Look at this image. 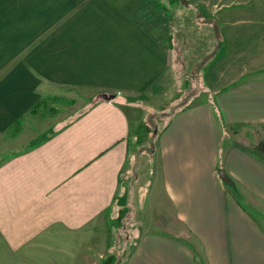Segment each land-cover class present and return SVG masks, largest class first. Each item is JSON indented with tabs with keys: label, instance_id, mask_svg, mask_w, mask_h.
Instances as JSON below:
<instances>
[{
	"label": "crops",
	"instance_id": "crops-1",
	"mask_svg": "<svg viewBox=\"0 0 264 264\" xmlns=\"http://www.w3.org/2000/svg\"><path fill=\"white\" fill-rule=\"evenodd\" d=\"M155 2L0 0V128L42 115L30 110L45 97L84 104L53 114L41 146L28 130L26 150L0 170V264H93L83 234L106 213L127 216L117 248L124 235L128 251L108 257L118 264H264V158L250 128L264 135V0H180L178 16L144 17ZM184 23L208 24L211 64L229 76L214 101L197 95L151 139L145 106L168 89ZM248 44L258 57L238 67Z\"/></svg>",
	"mask_w": 264,
	"mask_h": 264
},
{
	"label": "rangeland",
	"instance_id": "rangeland-1",
	"mask_svg": "<svg viewBox=\"0 0 264 264\" xmlns=\"http://www.w3.org/2000/svg\"><path fill=\"white\" fill-rule=\"evenodd\" d=\"M180 1V0H179ZM157 3V4H156ZM151 4V3H150ZM149 4V5H150ZM156 5L161 7V10H157L158 12H155L145 8L143 11V16H158L160 15H169L172 14L173 16H178L177 14H181V6L178 4L177 0L171 3V0H156ZM164 5V6H163ZM170 5V6H169ZM178 9H180L178 11ZM178 11V13H177ZM196 10H189V14H187L188 21L193 20L194 17H196ZM196 15V16H195ZM207 21V20H206ZM207 23V22H206ZM152 21H148L143 25L147 30L149 27H157ZM206 26V29H205ZM182 28L176 27L177 32L183 33V38L179 37L175 42L173 41V48H176V51H178V54H182V58L180 61V58L176 56V51L173 50V72L168 77H164L163 80L167 81L168 83V89L166 93L162 91V93L158 92L157 97L149 99L147 104L145 106L146 110V119L144 120L143 124L141 123V129L143 131L149 132V135L151 134V139L154 137L153 130H159L161 129L166 123L167 118L173 113L175 109L182 105H186L187 103L191 102L194 97L199 95V99L201 101L207 102L210 98H212V101L215 100V97L218 95L216 92H213V88L219 89L223 83H225L228 79L229 73L228 72H221L218 68L214 67L211 64L213 59L211 58L213 52V46H212V34L209 32H212V29L209 27L208 24L206 25H193L189 26V24L184 23L181 25ZM226 28H232V26H226ZM233 28H240V27H233ZM173 33V31H171ZM176 34V33H174ZM227 45L228 43H224ZM182 46V47H181ZM250 44L247 45V49L244 51V55L247 57H244V59L241 61V63L238 65H250L251 63H254L255 60L258 57V52L254 53V48H252ZM229 48H226L225 50H222L220 53L217 52L220 57L224 51L228 52ZM182 52V53H180ZM212 60H211V59ZM210 59V60H209ZM208 81L209 79H220V81L215 82L216 84H210V82L206 83L205 81ZM238 77L242 76L237 74ZM245 77V76H244ZM213 83V82H212ZM205 86V87H204ZM93 93H96L93 91ZM78 97H86L85 94H82L78 92ZM77 95L75 100L77 99ZM84 95V96H83ZM65 101L61 102H48V109H43V114L38 116H32L28 115L25 119L21 120L16 123V125H13L14 122H9L6 126L12 124L7 129L3 130L4 128H0V170L4 168L5 164L9 162L12 157H14L16 154H20L23 151L26 150L29 144H23L26 143L27 140V134L28 130H40L39 133L36 134L34 137V140L30 143H37V146L43 145L44 142L47 141L48 136L54 135V131L52 130L53 122L55 121V115L57 112L60 114V116H64L66 114H69L71 111H74L75 109L79 110L83 108L84 104H73L71 100L67 99V102ZM0 107H5L0 105ZM49 107H55L57 109L56 114L52 116V114L49 112ZM80 111V110H79ZM3 118L0 116V121ZM145 126V127H144ZM120 129L123 128V126L120 124ZM253 132V135L255 134L258 138V140L264 135L261 133L260 128L263 127H250ZM120 131V130H119ZM11 133H17L14 136H11ZM47 138V139H46ZM45 139V140H44ZM127 138L125 139V141ZM257 140V141H258ZM255 144V143H254ZM253 144V145H254ZM137 150H135L136 152ZM133 155V154H132ZM143 161H148V159H145V156L142 158ZM149 166H152V163L148 161ZM133 183V180L130 181L129 187H131ZM131 195H136V188L131 189L130 192ZM139 195V194H137ZM138 200H141V196ZM151 200L146 198L141 200L140 205L138 206L139 212L144 217L146 225H149L148 218L152 217L150 213V208L152 207V204L150 202ZM116 205V201H115ZM18 206H15L14 211H16ZM4 211L7 215V206L5 205V202L1 204L0 211ZM138 212V213H139ZM137 220L139 218H136ZM135 222L132 223V225H137L138 222L134 219ZM95 226H94V232L83 234L84 238L91 239L93 241V250H88L90 254H93L92 261L93 264H118L119 259L117 262H112L108 259L109 256H113L116 252L114 251H128V248H124V246H129V243H124L122 241V238L124 235H122L120 240V249H118V236H120L122 232L121 225L125 224L127 222V216H124L119 220V217L116 218H108L107 213L104 215V217H98L95 219ZM127 236H133L132 233H127ZM109 243V244H108ZM107 245V246H106ZM109 245V246H108ZM109 247L111 250H108ZM116 247V248H114ZM114 249V251H112ZM83 252L79 253V258L84 260ZM80 260V259H79ZM89 264V261H88Z\"/></svg>",
	"mask_w": 264,
	"mask_h": 264
},
{
	"label": "trees",
	"instance_id": "trees-1",
	"mask_svg": "<svg viewBox=\"0 0 264 264\" xmlns=\"http://www.w3.org/2000/svg\"><path fill=\"white\" fill-rule=\"evenodd\" d=\"M176 0H171V3H173ZM179 1V0H177ZM60 97L58 96H52V97H45L42 98L41 100H39L30 110L31 113H41L43 109H48V102L52 101V102H61V100H59ZM67 101H65L64 103H66ZM49 112L53 115L57 112V109L55 107H49ZM164 128V126H163ZM162 129V128H161ZM159 129V130H161ZM151 131V130H150ZM154 131V130H153ZM253 150L255 151L256 154L260 155L261 157L264 158V137L260 138L253 146ZM230 187H233V190L236 191V187L234 182H232V180H229V182L227 183ZM238 197L239 195L236 194Z\"/></svg>",
	"mask_w": 264,
	"mask_h": 264
},
{
	"label": "water",
	"instance_id": "water-1",
	"mask_svg": "<svg viewBox=\"0 0 264 264\" xmlns=\"http://www.w3.org/2000/svg\"><path fill=\"white\" fill-rule=\"evenodd\" d=\"M219 176L223 182L228 183L230 180L229 177L227 176V174L225 173V171H223V170H219Z\"/></svg>",
	"mask_w": 264,
	"mask_h": 264
}]
</instances>
